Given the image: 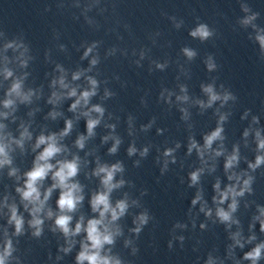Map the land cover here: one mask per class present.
<instances>
[{"label": "clouds", "instance_id": "clouds-1", "mask_svg": "<svg viewBox=\"0 0 264 264\" xmlns=\"http://www.w3.org/2000/svg\"><path fill=\"white\" fill-rule=\"evenodd\" d=\"M192 35L193 36L199 35L203 39V38H207L210 35V33L208 32V30L206 29L205 26L201 25L199 28H197L192 33ZM258 39L260 40L261 45L264 46V37H259ZM185 51H186L187 55H189V56L193 55L192 52H189L188 50H185ZM85 55H87V52L85 53ZM93 63H95V61H93ZM92 83H93V85H95V81H92ZM18 87H19L18 85H15L14 89L18 88ZM205 91L211 93L212 89H211V87H208L205 89ZM71 94L75 95V92H73ZM90 94L91 93H89V92H85V93H83V97L87 98ZM216 99H218V97L216 95L211 96V100H216ZM5 103L7 106L11 102L6 101ZM77 103H79V101H77ZM75 106L76 105H73L72 107L75 108ZM95 111L102 112V109L97 107L95 109ZM97 123H98V121H95V120L89 121V123H88L89 134L92 133V129L95 127V125ZM70 127H71V124L69 122L68 128H70ZM66 132H67V129L65 130V134H66ZM219 134H220V129H217L210 136L206 137V144L210 145L214 139L219 137ZM47 139L49 141H52V142L48 143V146L45 148L43 153H41V155L37 158L36 167L31 172L26 174L28 179L26 181L25 190L18 189V191H21L23 199L28 200L30 202H39V206H37L33 209V213H38L41 210V207L43 206V203H44V201L40 200V193L36 188V182L38 180L43 179L47 175L48 171L51 170L53 167V165L47 163L46 161L49 158H51L54 154H56L57 152L60 151V149L55 146L54 137H49ZM45 142H46L45 137L41 136L38 140L37 146H39V144H44ZM77 143L80 147H83L82 140L77 141ZM193 146H195V145H193ZM259 146L261 148H264V141H261ZM111 151H115V147H113V149ZM132 151H134V149L130 150V154ZM2 153H3V148H0V154H2ZM166 154H169V153H166ZM39 161H45V163L40 164ZM235 161H236V156L233 155L232 157L229 158L225 167L226 168L231 167L233 165V163H235ZM262 162H264V157L258 156L256 159V165H250V167H256ZM0 163H3V161H0ZM117 170H119L118 165H114L111 170L107 169L106 167H101L98 170L99 172H106L107 173L106 177L103 180V183L108 187L109 191L111 190L112 187H115V185H112L110 182H111L112 177H113V172L117 171ZM76 173H77L76 163L75 162H65L60 166V169L57 172H55V174H54V179H56L58 181V185L54 184L53 187L59 186L62 189H66V191L62 192L61 197L58 201V205L62 211L65 209H67L68 211L74 210L77 202L80 199H82V197H78V196L74 195V192L78 191V186L75 184L69 185L66 183V181L70 177L75 176ZM191 178H192L193 183H195L198 179V173H193ZM247 183L248 182L246 181L245 184H247ZM217 187H218V185H217ZM233 191L234 190L232 188H229L226 192L221 193V202H223V200L227 198L228 193L233 192ZM50 192H51V190H49V192L45 194V200L48 198V195L50 194ZM240 194H242V193H240ZM198 199H199V196L197 197V200ZM193 203L195 204L196 201L194 200ZM101 205H103V210L100 211V216L103 217L105 212H108L109 210H111L112 218L114 220L118 217V215H122L124 213L126 207H127V205L123 201H121L117 204V208L119 209V212H117L116 209H110L107 194H99L93 198V201H92L93 211L98 210ZM231 208L233 211L235 210V202H233V204L231 205ZM261 212H262V214H264V209H262ZM217 214L222 221H227L230 219L229 213L223 211L222 209L218 210ZM49 215H51V213H49ZM12 220L15 221L16 230H17V232H19L21 229L23 221L16 216L15 209H13ZM70 220H71V217L67 216V215H61L56 219L57 226L65 233V235H67L69 233L68 224H69ZM141 220L143 221L144 218L142 217ZM41 223H42V221L38 218H34L32 221V224L34 226H38ZM100 223H101V220H90L89 224H88V228H87L88 239L91 241V247L94 249H99L103 243H111L112 242V238L110 235H102L99 232L97 226ZM80 230H81V225L78 223L76 225L75 232L78 233ZM262 230H264V222H262ZM8 247H10V244ZM261 247H264V245L258 246L252 252L247 253L245 258L251 259L253 261V264H255V261L260 257ZM8 254H9L8 248L6 247L5 256ZM77 260H78V262H80V264H82V262L85 260L88 261V264H109V261L107 259H103V260L101 259L98 251L94 252L92 254H89L87 246H85V250L79 254V256L77 257ZM0 264H5L4 256H0ZM117 264H118V262H117Z\"/></svg>", "mask_w": 264, "mask_h": 264}]
</instances>
